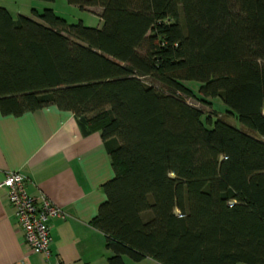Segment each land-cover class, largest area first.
I'll list each match as a JSON object with an SVG mask.
<instances>
[{
    "label": "trees",
    "instance_id": "trees-1",
    "mask_svg": "<svg viewBox=\"0 0 264 264\" xmlns=\"http://www.w3.org/2000/svg\"><path fill=\"white\" fill-rule=\"evenodd\" d=\"M67 1L103 27L0 6V110L56 106L102 133L109 264H264V0Z\"/></svg>",
    "mask_w": 264,
    "mask_h": 264
},
{
    "label": "crops",
    "instance_id": "crops-1",
    "mask_svg": "<svg viewBox=\"0 0 264 264\" xmlns=\"http://www.w3.org/2000/svg\"><path fill=\"white\" fill-rule=\"evenodd\" d=\"M10 172L21 173L30 196H46L66 218L51 221L48 260L27 245L8 189L0 186V264H109L107 237L93 225L107 200L103 186L115 177L100 131L86 133L72 112L56 106L22 116L0 110V185Z\"/></svg>",
    "mask_w": 264,
    "mask_h": 264
},
{
    "label": "built area",
    "instance_id": "built-area-1",
    "mask_svg": "<svg viewBox=\"0 0 264 264\" xmlns=\"http://www.w3.org/2000/svg\"><path fill=\"white\" fill-rule=\"evenodd\" d=\"M8 189L9 201L24 231V239L32 251L51 256L54 218H66L65 212L46 196L34 198L27 189L26 178L19 172H10L0 185Z\"/></svg>",
    "mask_w": 264,
    "mask_h": 264
},
{
    "label": "rangeland",
    "instance_id": "rangeland-1",
    "mask_svg": "<svg viewBox=\"0 0 264 264\" xmlns=\"http://www.w3.org/2000/svg\"><path fill=\"white\" fill-rule=\"evenodd\" d=\"M0 6H7L10 8L14 17H17L19 13L33 17V9H37L40 12H43L46 9H53L59 17L67 20L69 24H78L82 22L86 26L95 28H102L104 24L103 20L99 16L102 14V10L99 7H90L88 10H82L77 6L69 4L67 0H55L52 2L45 0H0ZM185 84L189 88L193 89L197 95H199L201 87L199 82L188 81L185 82ZM187 101L189 104L202 109L206 118L210 117L213 121L223 119L237 128L247 130V128H245L239 121L228 115L229 108L221 98L212 99V106L202 103L197 98H187ZM253 134L257 138L264 141V136L257 133ZM130 261V264H155L153 260L147 259L140 262Z\"/></svg>",
    "mask_w": 264,
    "mask_h": 264
}]
</instances>
